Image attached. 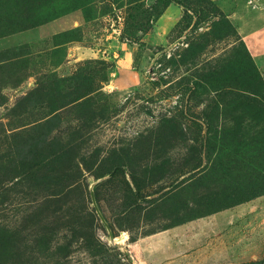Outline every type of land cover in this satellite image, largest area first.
<instances>
[{
    "label": "rangeland",
    "instance_id": "1",
    "mask_svg": "<svg viewBox=\"0 0 264 264\" xmlns=\"http://www.w3.org/2000/svg\"><path fill=\"white\" fill-rule=\"evenodd\" d=\"M39 1H13L6 10L14 12L17 7L27 8ZM44 1L52 9L51 13L68 11L56 19L75 12L81 13L83 19L74 27L73 33L56 38L57 44L55 36L59 33L46 36L44 33L61 31L60 23H68L73 15L50 23L49 28L42 31L35 26L0 38L1 49L24 46L20 56L12 62L18 76L13 73L1 87L0 124L6 129L24 131L26 135L42 130L41 117L48 108L38 102V96L42 95L39 87L65 79L78 69L86 68L87 74L95 76L98 89L94 94L95 107L98 108L96 118L87 124L89 127L76 119L71 105L61 111L62 120L54 126L58 129L56 137L63 141L65 148L76 149H72L75 155L69 154L75 163L71 173L76 174L74 178L78 180L72 185L81 186L85 205L95 211L97 237L105 248L93 255L80 239L72 243L70 252L65 254L59 247L68 245L71 237L68 229L61 227L48 244L47 258L43 257V262L39 259L38 264L264 262V194L213 214L174 223L184 212L181 206L186 196L183 201L177 197L176 203L173 194H179V185L184 180L192 178L195 181L198 177L197 170L183 162L188 156L187 146L177 144L169 153L161 150L158 155L165 153L156 160L153 149L149 150V163H166V170L164 173L158 170L156 176L145 180V161L139 163L138 168L136 161L132 162L131 154L124 157L125 165L117 172L113 169L111 173L99 176L97 170L99 164L111 161L121 152L137 151L134 144L141 134L150 133L182 112L187 113L184 123L191 135H196L198 129L204 136L208 133L211 125L205 118L197 116L207 109L213 94L202 92L201 88L193 92V89L181 87L188 80L199 82L196 74L209 61L233 54L235 47L242 48L238 27L229 16L231 9L237 12L234 21L238 23L254 18L256 24L252 32L258 29L257 35L264 37V17L258 20L261 13L253 10L261 4L264 7V0H182L187 6L178 0L167 5L166 0ZM243 3L244 8L240 9L239 4ZM238 7L239 11L235 10ZM222 13L239 35L226 34L230 28L221 27L226 25ZM66 29L63 32L71 30ZM24 40L27 41L20 43ZM197 43L206 46L202 51H196ZM193 44L194 48L188 49ZM260 48L264 51V46ZM69 83L63 81L60 85L66 91ZM27 96L29 98L25 99ZM201 98L204 102L199 101ZM19 104L24 106L19 107ZM29 112L33 114L30 118ZM11 141L3 137L1 130L0 152L7 151ZM198 143L193 138L187 141L188 145ZM203 163L206 164L205 153ZM261 174L256 173L255 179L258 180ZM242 181L246 183L247 177ZM30 199L31 196L23 199L16 195L13 201L7 200L0 209V223L17 226L33 208L23 215H14L16 208L42 207L38 202L26 201ZM71 201L75 200H67V207ZM40 220L38 225L50 223L53 216ZM27 256L28 253H23L22 259Z\"/></svg>",
    "mask_w": 264,
    "mask_h": 264
},
{
    "label": "trees",
    "instance_id": "2",
    "mask_svg": "<svg viewBox=\"0 0 264 264\" xmlns=\"http://www.w3.org/2000/svg\"><path fill=\"white\" fill-rule=\"evenodd\" d=\"M13 1L21 3L26 0H0V38L40 26L68 12L66 10L51 13L52 9L44 0L27 8L17 7L14 12L7 11L6 8L12 5ZM172 1L166 0V5ZM178 3L187 4L182 0H178ZM221 16L226 25L220 26L230 28V32L226 34L239 35L226 15L222 13ZM74 30L75 28L55 36L56 44L58 43L56 38L67 36ZM240 40L242 48L235 47L233 54L229 53L209 61L202 71L196 74L199 82L190 83L188 80L181 87L193 89V92L201 88L202 92L213 94L207 109L197 116L200 119L205 118V122L211 125L205 136L200 129L195 131L196 135H191L188 125L184 123L188 117L187 113L182 112L178 117L159 124L150 133L141 134L134 144L137 151L121 152L112 157L111 161L106 160L103 164H99L98 175L111 173L113 169L117 172L125 165L124 157H129L131 154L132 162L135 160L138 168L139 163L145 161L143 167L145 177L142 176L144 180L156 176L158 170L164 173L166 163L150 164L148 151L153 149V154L157 155L154 157L156 160L165 153L158 155L161 150L169 153L177 144H182L188 147L186 153L188 156L183 162L191 169L197 170L198 177L195 181L192 178L184 180L179 185L181 186L179 194L178 192L173 194L176 203L177 197L183 201L186 196L181 206L184 212L178 215L174 223H183L213 214L264 194V77L247 44L242 38ZM206 41L205 39L204 42ZM194 45H190L188 49H193ZM205 46L197 43L196 51H202ZM23 47L0 50V91L1 87L12 78L13 73L18 76V71L12 62L14 58L20 56V49ZM183 59L186 60V57ZM86 70V68L78 69L65 79L42 84L39 87L42 95L38 96V102H42L48 108L47 113L41 117L42 130L26 135L24 131L6 129L5 125L2 127L0 124V133L2 130L3 137L12 140L7 151L0 152V209L7 200L13 201L16 195H21L23 199L31 196V199L26 201L38 202L42 206L16 208L14 215L19 213L23 215L33 208L17 226L9 227V224L0 223V264H38L39 259L43 262V257L46 259L48 256V244L61 227L68 229L71 237L68 239V245L63 246L62 249L61 246L59 247V250L65 254L70 252L72 243L80 239L85 241V246L93 255H98L105 248L97 237L98 217L95 211L89 210L85 205V193L81 186L72 185L78 180L74 178L76 174L71 173L75 163L69 154L75 155L76 149L65 148L63 141L56 137L58 129L54 126L62 120L61 111L70 105L75 111L76 119L82 121L86 128L89 127L87 124H91L96 118L98 108L95 107L94 95L98 92L96 78L91 73L87 74ZM3 76H6L5 79L2 78ZM224 78L230 79L224 81ZM63 81L70 82L66 91L60 85ZM199 101L204 102L202 98ZM27 114H29L28 118L33 116L31 112ZM221 120L222 124H220ZM187 136L199 143L188 145ZM204 153L206 164L203 163ZM180 168L184 167L180 166ZM256 173H262L258 180L255 179ZM245 177L247 182L243 183ZM96 193L98 196V189ZM72 198L75 201H71L67 207V200ZM48 215L53 216V221L37 224L39 219L42 220ZM23 253H28L27 258L22 259Z\"/></svg>",
    "mask_w": 264,
    "mask_h": 264
},
{
    "label": "crops",
    "instance_id": "3",
    "mask_svg": "<svg viewBox=\"0 0 264 264\" xmlns=\"http://www.w3.org/2000/svg\"><path fill=\"white\" fill-rule=\"evenodd\" d=\"M230 1L232 2L234 0H230ZM221 2H223V0H221ZM239 7H240V9L242 7L244 8V3L243 4H239ZM239 7L237 9H235V10H238L239 11ZM262 8H263V10H262ZM253 10L256 13H261L260 16H257L259 18L258 20H261V18L264 17V7H262V4L259 7H257V8L256 7L253 8ZM233 11L234 10L231 9V12H229L230 13L229 16L231 17V20L236 23V25L238 27V30H239V33L241 35V38L247 44V46H248V48H249V50H250V52H251V54H252V56H253V58H254V60L256 62L258 68L260 69V71H261V73H262V75L264 77V51H262L261 48H260L261 46H264V37H261L260 35H257L258 34L257 33L258 32V29H255L252 32V30L254 28V25L256 24V22H254V21H256V20H254V18L250 19V21H248V22L245 21V22L242 23V22L239 21V23H238V22L234 21L235 18L237 19V17L235 16L237 14V12L234 11L235 12L234 13ZM70 15H73V16L68 21V23H66V21L60 23L59 27L61 26L63 28L61 31H58V32L53 33V32H50V30H48V32L44 33V35L46 36V35H50V34H57V33L63 32V30H65V28H67L66 30L72 29V28L76 27V25H79L80 24V20L83 19L81 13L75 12L73 14L65 15V16H63V17H61L59 19H55L53 21L47 22L46 24H42V25L38 26L36 29L39 28L41 31H42V29H48L50 23H53L54 21L62 20V19L66 18V17H68ZM245 30H247V31H245ZM26 41L27 40H24V41H22L20 43H23V42H26ZM250 43L252 44V46H251Z\"/></svg>",
    "mask_w": 264,
    "mask_h": 264
}]
</instances>
